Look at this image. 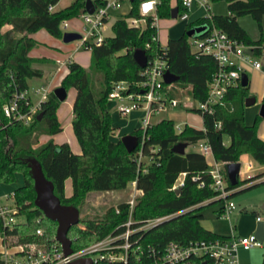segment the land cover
Segmentation results:
<instances>
[{
  "label": "trees",
  "instance_id": "trees-1",
  "mask_svg": "<svg viewBox=\"0 0 264 264\" xmlns=\"http://www.w3.org/2000/svg\"><path fill=\"white\" fill-rule=\"evenodd\" d=\"M58 1L0 0V182H14L16 173L23 176V184L12 191V198L17 209L15 217H24L23 221H15L10 226L4 224L0 217L3 241L6 242L10 236L16 237L17 244L22 245L37 243L49 246L55 241L56 222L34 204L36 192L30 159L40 163L61 203L78 208L91 192L122 190L135 182V188L142 191L134 200L132 218L135 222L167 216L137 233L141 236L142 246H162L173 239L185 243L222 237L203 227V215L198 206L205 200L220 201L214 198L217 192L211 186L209 170L212 165L208 164L206 154L198 149H187L179 154L171 146L176 141L196 143L205 138L217 162H236L242 154L249 153L264 165V138L257 133L260 115L257 114L251 124L244 120L245 99L252 95L248 84L238 82L228 87L222 102L215 103L212 111H202V127L186 122L178 131L171 116L161 114L162 111L154 114L145 128L138 125L130 131L139 139L132 152H128L120 137H114L111 111L107 107L109 90L120 79L127 80L131 89L137 80L144 78L143 67L133 58V50L141 47L148 59L156 53L165 58L167 69L179 76L171 81V96L204 99L208 94V80L216 68V59L209 53L194 50L186 30L200 23H206L208 28L217 26L232 38L253 43V51L260 53L264 43L261 36L264 0H225L228 6L226 13L210 10L209 14L186 22L184 32L169 36L165 46L153 37L158 28L151 24L150 16H146L143 25H130L126 15H118L110 24L112 34H105L99 42L84 40L82 45L90 49V64L85 67L70 58L68 71L61 80L66 89L71 86L75 89L71 125L80 144L79 153L73 152L68 141L55 142L50 137L39 143L40 134L52 135L62 128L56 113L60 99L52 90L41 99L29 122L6 115L3 110L4 103L28 88L30 77L42 73L41 68L33 65V57L29 54L37 42L32 33L44 27L51 34L62 36L61 22L80 14L85 5V0H71L65 6L49 8ZM138 2L131 1L127 15L140 16ZM157 8L159 16L170 15V0H160ZM179 8L181 12L183 8L180 5ZM248 13L258 23L260 36L257 39L251 38L237 20L238 15ZM4 23L10 26L2 30ZM30 103L29 97L19 98V110H27ZM39 111L42 115L38 118ZM224 135L229 137V141ZM145 157L148 162L144 161ZM180 174H184L183 183L176 192L172 185ZM263 176L264 171L239 179L235 186L229 184L228 187L237 188L243 183L256 185L257 179ZM67 178H71L70 196H66L64 191ZM128 211V203L123 201L108 207L102 215L80 219L67 232L72 248L75 250L92 244L110 232H122L121 224ZM0 264H7L2 251ZM100 264L121 263L104 260ZM261 264H264V255Z\"/></svg>",
  "mask_w": 264,
  "mask_h": 264
},
{
  "label": "built area",
  "instance_id": "built-area-1",
  "mask_svg": "<svg viewBox=\"0 0 264 264\" xmlns=\"http://www.w3.org/2000/svg\"><path fill=\"white\" fill-rule=\"evenodd\" d=\"M93 11L83 9L80 16L83 19V32L80 40L89 39L99 42L105 35L103 33L104 23L115 14L123 0H93ZM130 1V0H129ZM160 0H139L138 9L140 16L127 15V12L119 15H126L125 19L130 25H143L146 16L151 17V24L158 25V8ZM151 3V7L144 6ZM183 8L180 12L179 5ZM201 4L207 9V14L210 12L209 0H176L178 12L176 17L180 19L188 18L193 5ZM131 6V1H130ZM129 6V8H130ZM54 5L49 8L53 9ZM67 22H61L62 27H66ZM158 39L157 33L153 35ZM159 40V39H158ZM189 40L191 46L196 51L209 53L216 59V68L213 70L211 78L208 80V94L202 100H195L189 96L193 102L190 108H194L199 113L202 111H212L215 103L222 102L224 94L228 87L240 82L241 74L246 67L253 66L256 68L262 67L264 43L261 45L260 53H255L253 43H245L239 39L230 37L226 31L217 26H211L204 33L194 36L190 35ZM83 44V43H82ZM165 46L166 44H162ZM166 67V59L158 53L152 56V59H147V64L143 67L142 72L144 78L137 80L134 87L130 89V83L125 79L115 81L109 90V98L116 101V106L119 111L127 114L133 109L142 106L146 111V115L142 117L141 126L145 128L154 114H159L169 108L176 107L180 99L169 94V86L171 82L166 84L164 80V71ZM246 72V71H245ZM35 92L40 93L39 99L36 102L29 104L27 110H19V98L29 97L27 89H23L16 93L9 101L4 103L3 110L6 115L12 116L24 122H29L33 114L37 111L41 99L45 98L47 90L43 86L35 89ZM28 103V101H26ZM187 122V121H186ZM175 122L176 130H181L186 124ZM190 123V122H188ZM192 124V123H191ZM200 152L204 154H212L209 142L203 138L196 142ZM212 182L217 194L215 199L222 200V215H228L234 208L235 203L231 200V196L235 188L228 187L229 181L227 178L224 163L217 162L212 164L209 170ZM135 183V182H133ZM182 181H177L172 185V188L182 186ZM135 194L126 202L129 206L127 218L121 224L124 228L122 232H110L108 235L92 242L87 246L73 249L72 253L65 255L62 250L60 241L54 237V242L49 246L37 243H27L26 245L17 244L16 252H3V257L7 264H67L79 257H90L92 264H100L101 261L119 262L121 264H239V250L251 249L255 246H260L262 240L255 234L247 235H222V237L194 239L189 242H180L171 240L162 246H154L146 244L142 246L140 237L137 233L146 230L167 216H159L156 218L146 219L140 223L135 222L132 218V210L135 200ZM206 201V200H205ZM17 209L12 204L0 205V217L4 224L11 225L15 222V213ZM116 212L119 209L116 208ZM257 221H263L259 214H255ZM38 233H41L38 230ZM18 254L22 260L16 258Z\"/></svg>",
  "mask_w": 264,
  "mask_h": 264
},
{
  "label": "rangeland",
  "instance_id": "rangeland-1",
  "mask_svg": "<svg viewBox=\"0 0 264 264\" xmlns=\"http://www.w3.org/2000/svg\"><path fill=\"white\" fill-rule=\"evenodd\" d=\"M71 0H59L58 6H65L69 4ZM171 4H175L176 0H170ZM129 0H123L121 5L118 7V10L123 14L129 10ZM119 15V14H118ZM118 15L113 14L111 17L104 23L103 33L105 34H112V27L110 26L112 20H114ZM188 18L180 19V17H174L171 15L167 16H159L158 25L159 28L157 29V36L161 44H166L167 39L169 36H178L182 34L186 28V22ZM68 22V26L65 27L64 30L75 29L76 31L82 33L83 32V19L80 14L70 16L66 18ZM39 31L33 37L36 39L35 45L31 48L30 53L34 56L43 57L42 59H38L37 66H39L45 74V76H32L28 79V87L31 89L30 86L34 84H38L41 82L47 83L50 77V70L54 69L56 65L55 59H74L79 61L83 66L87 67L90 64V49L85 48L80 40V38L70 39V41H64L62 36H58L55 34H51L46 28L39 27ZM35 32V31H34ZM33 35V33H32ZM264 35V30L263 34ZM264 61V60H263ZM67 65H65L61 71L56 75L55 82L51 84L52 90L55 85L57 84L58 80H61L63 75V69H65ZM60 77V74H62ZM249 74V79L251 78V72ZM33 79V80H32ZM67 96L65 99L60 100L57 107L56 113L60 125L62 128L56 133L50 135L47 133L40 134L39 136V143L47 140L48 138H52L53 141H68L71 149L75 153L80 152V144L77 141L76 136L73 131V127L71 125V119L73 116L72 112V100L75 95V89L73 86L68 87L67 89ZM193 102L192 99L185 96L184 98L180 99L176 104V107L169 108L165 111H162L161 114H164L168 117H172L174 122L183 124L184 121L190 122L194 125L200 126L202 124L201 121V114L194 109H190V104ZM260 102L255 101L252 102L250 105L245 106L244 111V120L247 123V119L251 121L254 116H256L259 111ZM107 107H109L111 111V124L114 126L115 136L114 137H121L122 134L130 132L133 128L137 127L141 124V119L143 116L146 115V109L142 106L137 107V109H133L127 114H124L119 111L118 107L116 106V101L112 98H108ZM158 115V114H156ZM153 117L151 118V120ZM259 122L263 125L264 128V116L259 117ZM258 122V123H259ZM119 135V136H118ZM226 136V135H224ZM199 146L197 143H188L186 146L187 149H198ZM207 155V154H206ZM145 162H148V158H144ZM240 174L239 179L243 180L245 178L251 177L256 173L264 171V166L259 164L253 156L249 153H244L243 157L240 158ZM250 163V165H249ZM16 180L14 182H0V205H8L11 206L13 204L12 198V191L17 186H20L23 182V178L20 173H16ZM181 177L178 178L180 180ZM256 185H251L252 183H243L240 184L235 193L231 196V200L235 203V208L228 214L227 218H218L217 211L218 209L224 204L223 201H205L202 202L199 207V211L203 215L202 218V225L204 228L207 229H215V228H222L228 227L230 224L236 225L237 227L241 224H246L251 220H254L253 211H259L262 215V210L260 209V205L264 203V178L258 179ZM70 181L66 183V191L67 194L71 193L69 191V184ZM71 185V184H70ZM135 189L132 188V185L129 183L127 187L123 188L122 190H106V191H94L91 192L83 201L81 205H79V220L84 218H91L96 215H102L105 213L108 207L112 205H116L120 202L127 201L133 197L135 193ZM11 195V196H9ZM139 195H135L137 198ZM246 209L243 213L244 217L242 221L235 217V214L240 213V209ZM24 217L16 215V221H23ZM79 223V221H78ZM247 235V234H246ZM7 242L9 246H12L10 252H16V237L10 236L7 238ZM264 244V241H263ZM0 251H2V242L0 238ZM264 251V246L262 248L256 247L250 251H242L239 255V264H258V259L261 257V252ZM9 252V253H10ZM19 260L22 258L15 254Z\"/></svg>",
  "mask_w": 264,
  "mask_h": 264
},
{
  "label": "water",
  "instance_id": "water-1",
  "mask_svg": "<svg viewBox=\"0 0 264 264\" xmlns=\"http://www.w3.org/2000/svg\"><path fill=\"white\" fill-rule=\"evenodd\" d=\"M133 1V0H130ZM84 8L89 11H93L94 1L85 0ZM178 12L177 5L171 6V16H176ZM208 29L206 23H200L192 25L186 30L188 35H200ZM81 33L76 30H65L62 34L64 41H70V39L80 38ZM133 58L138 62V64L144 67L147 64L145 50L141 47H136L133 50ZM178 75L172 71L166 69L164 71V80L169 83L178 79ZM249 78L247 72H242L240 82L242 85L248 84ZM53 93L57 95L60 100L66 98L68 92L64 85L58 84L52 89ZM255 97L251 95L246 97L245 104L250 105L254 102ZM259 115L264 116V102L262 101L258 111ZM42 115V111H39L37 117L39 118ZM120 140L123 141L128 152L137 146L139 139L137 135L131 132H127L121 135ZM188 141H176L172 144V149L174 152L183 154L185 152V147L187 146ZM30 169L31 176L34 179V192H36V197L34 204L37 208H40L46 217L51 220H54L57 224V229L55 233V239L60 241L62 245V250L65 255L72 253V240L67 236L68 230L79 221V208L75 205L61 203L60 198L53 191V183L49 180L42 171L40 163L36 159H30ZM240 161L236 162H227L224 164L226 170L227 178L231 186H235L239 181L240 174ZM181 186L175 188L176 192H179ZM264 209V203L260 205ZM254 234L257 235L262 241H264V223L263 221H258L254 229ZM67 264H92V259L90 257H79L75 260L70 261Z\"/></svg>",
  "mask_w": 264,
  "mask_h": 264
},
{
  "label": "crops",
  "instance_id": "crops-1",
  "mask_svg": "<svg viewBox=\"0 0 264 264\" xmlns=\"http://www.w3.org/2000/svg\"><path fill=\"white\" fill-rule=\"evenodd\" d=\"M58 3H59V1L56 2L54 7H56V8L59 7ZM129 6H130V4H129ZM209 7H210V10L212 12H214V13H216V12L226 13L228 11V6H227V3H226L225 0L210 1L209 2ZM115 12H116L115 13L116 15L122 13L119 10H116ZM205 14H207V9L204 6H202L201 4L193 5L192 8H191V11H190V15H189L188 19H186V20L188 22V21H191V20H193L195 18L200 17V15H205ZM237 20L246 29L248 35H250L251 38L257 39L260 36V30H259V27H258V23L255 21V19L251 16L250 13L238 15L237 16ZM263 20H264V18H263ZM66 22H67V20H66ZM68 25L69 24L67 22L66 26H68ZM9 26H10V24L4 23V25L1 27V29L4 30V28H7ZM39 29L40 28H38L35 32H33V36L36 35V33L39 31ZM63 29H65V27H63ZM71 30H75V29H71ZM262 34H263V32H262ZM262 34H261V36H262V38H264V35H262ZM29 54L33 57V61H34L33 65L38 68L39 66H37L36 63H38V59H42L43 57L34 56V55H32L30 53V51H29ZM69 59L70 58H68V59H55L56 60V65L54 66L53 70L49 71L50 77H51L49 79V81L47 83L41 82V83H38V84H34V85L30 86L31 89L29 87L27 88V93H29V96H30V99H31L32 102H36L39 99L40 93L35 92V89L39 88V86H43L47 90V92L51 91L50 87H51V84L55 82V79L57 77L56 75L61 71V69L65 65H67V61ZM263 60H264V55H263ZM67 71H68V65H67V67H65V69H63V73H66ZM245 71L247 72V74L249 72H251V78L248 81V87H249L250 93L252 95H254V97H255L254 102L258 101V102L261 103L262 99L264 97V64L260 68H256V67H253V66H248V67H246ZM63 73L60 74V77H62ZM39 76L43 77V76H45V74H43V72H42L41 75H39ZM248 78H249V74H248ZM61 80H58L56 85L61 84ZM254 118H255V116L253 117V119H252L253 121L252 122H254ZM201 121H202V117H201ZM247 123L251 124V121H249L247 119ZM195 126H197V125H195ZM202 126H203V121H202V124L200 126H197V127H202ZM257 133H258L259 136L264 138V128H263V125H261L260 122L258 123V126H257ZM115 134H114V136H115ZM224 137H225L226 141H229V137L227 135L224 136ZM185 150H186V147H185ZM243 155L244 154H242L240 156V158L243 157ZM206 159H207L208 164H210V165H212L214 163V161H215V158H214L213 154H207L206 155ZM239 161H240V159H239ZM249 165H250V163H249ZM262 166H264V165H262ZM179 177H181L180 180H178ZM183 177H184V174H180L177 177V181H182ZM22 178H23V176H22ZM263 178H264V176L260 177L259 179H263ZM70 180H71V178H67L65 180V183H64V191H65V195L66 196H70L72 194V191H71V193H68V194H67V191H66V183H67V181H70ZM257 181H258V179H257ZM22 184H23V182H22ZM70 184H69V191L71 190V185ZM130 184L132 185V188L135 189V191H136L135 195H139L142 192L140 189L138 190V189L135 188V183L131 182ZM235 190H236V188H235ZM234 193H235V191H234ZM11 195H9V196H11ZM221 207L217 211V217L218 218L223 217V218H227L228 219V215L224 216L220 212V210H222ZM260 209L262 210L263 215L259 211L254 210L253 211L254 218H255V214H259L261 216V218H263V223H264V209H262L261 207H260ZM241 210H242V212H245L246 209H244V208L240 209V213L235 214V217L237 219H240V221H242V218L244 217V215L241 212ZM257 222L258 221L255 218L254 220H251V221H249L246 224H243V223L241 224V222H240V226L239 227H237L236 225L230 224L228 227L215 228V229H209V230H211L212 232H214V233H216L218 235H221V236L222 235H230V234H234V235H246V234H251V233L254 234V229L256 227V223ZM0 238H1V242H2V252H5V251L10 252L12 246H9L7 241L4 242L1 235H0ZM263 246H264V244H263V241H262V244L260 246H255L254 248H251V249H248V250L240 249L239 250V255H240L241 250L242 251H250V250L255 249L256 247L262 248ZM261 253H262L261 257H259V259H258V264H261V261H262L263 255H264V251H262Z\"/></svg>",
  "mask_w": 264,
  "mask_h": 264
},
{
  "label": "clouds",
  "instance_id": "clouds-1",
  "mask_svg": "<svg viewBox=\"0 0 264 264\" xmlns=\"http://www.w3.org/2000/svg\"><path fill=\"white\" fill-rule=\"evenodd\" d=\"M152 2H154V0H152ZM144 7H145V8L151 7V3L145 5Z\"/></svg>",
  "mask_w": 264,
  "mask_h": 264
}]
</instances>
